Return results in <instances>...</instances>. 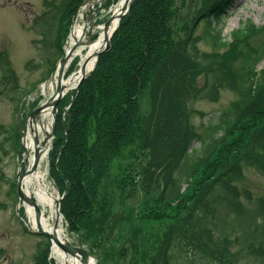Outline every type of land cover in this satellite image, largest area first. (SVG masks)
Instances as JSON below:
<instances>
[{
	"label": "trees",
	"instance_id": "1",
	"mask_svg": "<svg viewBox=\"0 0 264 264\" xmlns=\"http://www.w3.org/2000/svg\"><path fill=\"white\" fill-rule=\"evenodd\" d=\"M82 1L45 4L51 18L44 26L59 57ZM232 5L233 0H203L201 8L197 0H133L69 110L64 112L69 97L58 105L50 180L63 195L60 214L68 233L92 250L98 264L116 206H122L119 224L155 222L163 230L155 234L152 251L141 241L142 230L130 228V255L138 254L140 264H237L231 249L239 244L252 257L245 264H264V199L236 186L245 167L264 173V68L255 72L254 59L240 88L232 68L260 28L246 21L224 40L221 27ZM200 20L212 52L197 49L193 35ZM222 48L227 50L219 53ZM0 67L2 83L16 86L6 58ZM73 68L74 63L69 72ZM224 89L236 99L198 134L191 117L203 114L190 102L214 103ZM10 138H19L13 127ZM117 162L119 175L110 177ZM139 191L142 202L129 205ZM39 238L33 264H54L48 240ZM127 252L123 248L121 257Z\"/></svg>",
	"mask_w": 264,
	"mask_h": 264
},
{
	"label": "rangeland",
	"instance_id": "2",
	"mask_svg": "<svg viewBox=\"0 0 264 264\" xmlns=\"http://www.w3.org/2000/svg\"><path fill=\"white\" fill-rule=\"evenodd\" d=\"M60 1L0 0V58L7 59L10 69L17 77L16 86L2 83L4 71L0 67V264H33V255L40 241L37 235L24 231V228L27 227L18 219L17 209L20 204L13 190L15 191L20 170L24 167L22 139L27 127L26 123L22 122V120L31 118L30 113L33 109V104L38 102L37 106H39L45 101L46 96L41 92V84L47 77V81L50 80L53 72L48 75V70L51 68V65L55 66L59 61V54L53 42L52 34L44 26L45 19L48 18L50 20L51 18L48 17L50 5L45 4L54 5ZM202 2L203 0H197V8L202 7ZM88 4H91L93 8L98 7L95 0L88 1ZM112 4L113 0H108L105 4L102 3L94 13L92 19L97 23L107 20L108 11L112 7ZM107 8L109 9L106 11ZM246 21H250L257 28H260V32L249 40V49H241V58L232 66L238 78V88L241 87L243 77L250 69L252 63H254V59H257L253 65L255 72L264 68V0H233V5L227 12V19H225L221 27V37L228 41L229 34ZM180 25L178 24V28ZM205 30V22L201 20L197 21L195 34L193 35L199 38L197 49L199 52H212L214 49L211 45L205 43L204 40ZM66 43L67 38L64 41L63 50L67 45ZM226 50V48H222L218 52L223 53ZM197 84L201 88L203 80H198ZM28 91L29 93L26 95ZM235 99L236 93L234 91L224 89L220 90L219 99L214 103L207 100L190 102L189 107L191 109L203 114V117L196 115L191 117V123L195 131L198 134H202L209 123L215 124L221 112L227 109L229 104ZM143 110H146L145 105L143 106ZM41 119V116L36 117V124H42ZM50 125L51 123L49 124V128H51ZM12 127L16 129L17 136L19 137L16 143L13 138L12 140L10 138ZM194 147L197 148V144ZM129 160L128 157V159L122 161L121 165L126 166ZM44 166L47 171L49 188L58 198L56 190L48 179V158ZM119 166V162L114 165L110 177L119 175ZM198 178L199 176L196 179ZM236 186L239 190H247L253 199H264V173L260 170L245 167L243 177L236 183ZM113 194L114 196L119 195L117 191H113ZM154 194L155 192H152L147 198H153ZM121 195L125 197L126 193H121ZM134 196L135 198L127 201L132 200L129 202V205L138 207L139 203L142 202V191H139ZM115 209L116 213L112 212L114 216L112 235L106 244L103 245L104 250L100 253V263L140 264L137 262L139 258L138 254L130 255V228L136 224L135 227L142 230L143 237L141 241L154 251L158 245V238L155 234L161 230V226L155 225L157 224L155 222L119 224L117 219L122 212V206H116ZM22 211L24 212V209ZM174 213L175 210L169 211L171 215ZM108 215L110 214L108 213ZM62 227L67 242L76 245L75 237L67 233V228L63 224V221ZM151 232L154 235L150 237L149 234ZM145 238H148V241ZM139 241L136 243L138 244ZM236 242H239V239ZM123 248L128 250L125 258L121 257ZM231 252L236 256L237 264H245L246 259L252 260L248 251L240 244L232 248ZM51 259L55 264H58L56 259ZM181 263L183 264V262Z\"/></svg>",
	"mask_w": 264,
	"mask_h": 264
},
{
	"label": "bare ground",
	"instance_id": "3",
	"mask_svg": "<svg viewBox=\"0 0 264 264\" xmlns=\"http://www.w3.org/2000/svg\"><path fill=\"white\" fill-rule=\"evenodd\" d=\"M95 1L97 2L98 0ZM127 1L117 0L116 4H113L108 14L109 21L106 27H104L103 22L97 23L92 19L89 23L83 22V18L87 13L85 9L92 7L91 4H86L85 9L77 14L64 50L65 55H69L71 59H78V69L74 74L66 78L63 77L61 80H58L56 69L51 79L41 85L42 94L50 97L59 88L63 99H65L72 92L83 73L82 69L84 68V73H87L94 63L95 55L103 50L105 42L116 26L118 17L126 7ZM89 30L97 35H92L90 42L86 44L84 43V38ZM74 46H77V48L70 53ZM41 117L42 124L40 125L36 124L37 122L32 124L29 122L23 138L25 151L23 158L24 167L20 170L18 182L23 198L30 199L33 204L21 202L20 205L24 209L25 223L30 230H36L37 227H40L45 232L54 236L60 243L65 244L67 240L62 227V219L61 217H56L54 210L57 197L49 188L47 171L44 166L48 155V144L45 140V135L49 132V124L52 117L50 107L42 110ZM40 134H43V137H38V140L34 141V137ZM35 206L39 209V215L35 213ZM51 257L56 259L58 264H81L79 257L65 254L54 242L51 243ZM85 264H94V261L89 259Z\"/></svg>",
	"mask_w": 264,
	"mask_h": 264
},
{
	"label": "water",
	"instance_id": "4",
	"mask_svg": "<svg viewBox=\"0 0 264 264\" xmlns=\"http://www.w3.org/2000/svg\"><path fill=\"white\" fill-rule=\"evenodd\" d=\"M105 0H100V3H103ZM84 2H86L84 0ZM83 2V3H84ZM129 3H130V0L127 1L126 3V7L123 11V13L118 17V21L122 18V16L126 13L127 9H128V6H129ZM97 9H89V13L87 14V16H85V21L88 22L91 20V16H92V13L93 11H96ZM75 18V17H74ZM73 18V19H74ZM117 21V23H118ZM108 24V21L106 22V24H104V27H106V25ZM86 41L85 43L88 44L90 42V39H91V31L89 30L87 33H86ZM107 44H108V39L104 45V48L102 51H100L98 54L95 55L94 57V63L96 62V59L98 57V55L100 53H102L105 48L107 47ZM77 48V46H74L71 50L70 53H72L75 49ZM70 59V56L68 55H63L61 60L59 61V70H58V80H61L62 77H63V70H64V67L66 65V63L68 62V60ZM94 67V66H93ZM82 75L79 82L77 83V86L76 88L74 89V96L71 98V102L73 101L74 97H75V94L77 92V89L79 87V85L81 84L82 80L85 78V73H84V68L82 69ZM61 98H62V92L61 90L58 88L56 93L50 98L48 99L42 106L36 108L34 111L31 112L30 114V117H36L43 109H45L46 107H51L52 109V114L53 116L55 115L56 113V106L58 105V103L61 101ZM54 118V117H53ZM54 133V125L52 126L51 128V132L50 134H47L46 135V140L47 139H50L52 137ZM37 140V137H34V141ZM16 193H17V196H18V199L21 200L22 202H26L28 204H33V202L30 200V199H24L22 194H21V191H20V188H19V182L17 181V185H16ZM59 205H60V200H57L56 201V204H55V213H56V217H59ZM35 213L36 215H39V209L35 206ZM34 234H37V235H42V236H45L46 238H48L50 241H53L54 244L62 251L64 252L65 254L67 255H70V256H74V257H79L80 258V262L81 264H85L89 259H92L94 261V264H98L97 263V259L95 256H93L92 254H89L87 251H85L84 249L80 248V246L78 245L77 247H74V246H71L69 244H64V243H60L58 240H56L54 238V236H52L51 234L45 232L44 230H42L40 227L37 228V231L34 232Z\"/></svg>",
	"mask_w": 264,
	"mask_h": 264
}]
</instances>
